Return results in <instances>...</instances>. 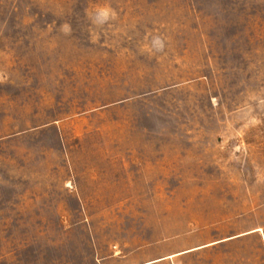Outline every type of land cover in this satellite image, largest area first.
I'll return each mask as SVG.
<instances>
[{
    "label": "rangeland",
    "instance_id": "1",
    "mask_svg": "<svg viewBox=\"0 0 264 264\" xmlns=\"http://www.w3.org/2000/svg\"><path fill=\"white\" fill-rule=\"evenodd\" d=\"M264 264V0H0V264Z\"/></svg>",
    "mask_w": 264,
    "mask_h": 264
},
{
    "label": "crops",
    "instance_id": "2",
    "mask_svg": "<svg viewBox=\"0 0 264 264\" xmlns=\"http://www.w3.org/2000/svg\"><path fill=\"white\" fill-rule=\"evenodd\" d=\"M168 258H171V256H167V257H163V258H159V259H155V260H149V261L143 262L141 264H154V263H157V262L164 261V260H166ZM118 264H132V262L130 260L126 259L124 261H121Z\"/></svg>",
    "mask_w": 264,
    "mask_h": 264
}]
</instances>
